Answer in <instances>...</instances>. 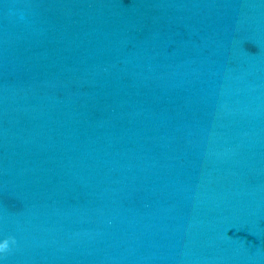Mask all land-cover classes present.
Returning <instances> with one entry per match:
<instances>
[{"label":"water","instance_id":"1","mask_svg":"<svg viewBox=\"0 0 264 264\" xmlns=\"http://www.w3.org/2000/svg\"><path fill=\"white\" fill-rule=\"evenodd\" d=\"M0 264H264V0H0Z\"/></svg>","mask_w":264,"mask_h":264},{"label":"clouds","instance_id":"2","mask_svg":"<svg viewBox=\"0 0 264 264\" xmlns=\"http://www.w3.org/2000/svg\"><path fill=\"white\" fill-rule=\"evenodd\" d=\"M10 243L15 244V239L13 237H9L3 242H0V253H7L9 251Z\"/></svg>","mask_w":264,"mask_h":264}]
</instances>
